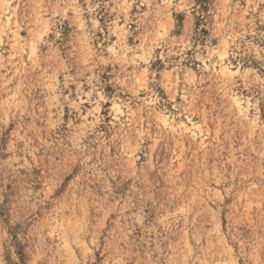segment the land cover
Returning a JSON list of instances; mask_svg holds the SVG:
<instances>
[{
    "label": "rangeland",
    "instance_id": "1",
    "mask_svg": "<svg viewBox=\"0 0 264 264\" xmlns=\"http://www.w3.org/2000/svg\"><path fill=\"white\" fill-rule=\"evenodd\" d=\"M0 264H264V0H0Z\"/></svg>",
    "mask_w": 264,
    "mask_h": 264
}]
</instances>
